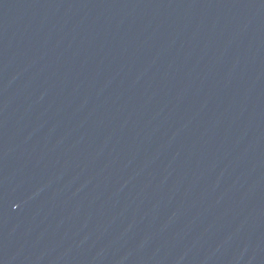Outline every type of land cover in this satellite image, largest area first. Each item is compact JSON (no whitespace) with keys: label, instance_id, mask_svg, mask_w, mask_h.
I'll list each match as a JSON object with an SVG mask.
<instances>
[{"label":"water","instance_id":"95a60500","mask_svg":"<svg viewBox=\"0 0 264 264\" xmlns=\"http://www.w3.org/2000/svg\"><path fill=\"white\" fill-rule=\"evenodd\" d=\"M0 264H264V0H0Z\"/></svg>","mask_w":264,"mask_h":264}]
</instances>
